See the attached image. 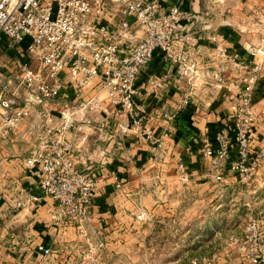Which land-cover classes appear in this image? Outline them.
<instances>
[{"label":"built area","instance_id":"1","mask_svg":"<svg viewBox=\"0 0 264 264\" xmlns=\"http://www.w3.org/2000/svg\"><path fill=\"white\" fill-rule=\"evenodd\" d=\"M183 19L185 10L180 4L165 5L159 0H0V41L27 39L17 77H5L0 68V143L13 141L24 119L32 115L45 117L33 124L37 142L25 158L24 167L41 194L53 199V220L73 226L82 235L92 228L96 173L91 166H79L77 148L68 135L74 118L89 121L93 113L108 114L110 127L120 139L131 131L140 132L153 151L161 144L162 136L169 134L152 132L146 109L135 103V81L156 56L180 63V75L188 78L197 79L209 72V68L200 69L195 60H185L183 51L177 50V42L183 37ZM215 49L220 60L212 75L217 81L230 68L229 62L245 74L235 84L230 131H214L202 152L214 180L225 181L229 170L237 181L248 183L264 161V144L255 146L253 132L262 118L253 109L261 68L253 56L264 51L253 45L247 47V55L220 44ZM66 77L74 81L76 94L86 85L92 94L76 98L74 108L61 111V121L53 124L46 108L62 95ZM189 96L185 91L175 108L163 113L165 118L173 121L189 103ZM104 126L100 122L99 129ZM178 166L184 174V162ZM116 186L121 187V183L116 182ZM39 196L32 194L29 198L37 200ZM21 205L18 201L17 206ZM233 240L239 243L243 261L260 264L264 259L259 218L250 214L242 235ZM35 247L43 255L52 253L51 245L43 241ZM230 255L226 251L224 258L230 259ZM191 264L215 263L211 258H195Z\"/></svg>","mask_w":264,"mask_h":264},{"label":"crops","instance_id":"2","mask_svg":"<svg viewBox=\"0 0 264 264\" xmlns=\"http://www.w3.org/2000/svg\"><path fill=\"white\" fill-rule=\"evenodd\" d=\"M159 1L165 5L178 3L185 10L183 37L177 42V50L183 51L185 60H195L200 69L210 70L197 79L188 78L180 75V63L156 56L136 78L135 103L146 109L148 124L154 134L169 131L161 139L165 153L174 151L180 156L185 164L186 177L194 181L197 190L212 189L217 184L232 186L237 180L229 170H226L224 182L214 183L208 159L202 150L214 131L220 128L230 131L235 84L241 81L245 73L236 70L229 62L230 68L221 73L224 81L219 83L212 75L220 60L215 46L223 45L240 55H247L249 45L264 51V0H238L239 8L234 7L233 0ZM26 43L27 39L16 43H10L7 39L0 41V49H4L6 54L0 59V68L5 77H17L18 63L24 60ZM253 58L260 62L261 67L253 96V109L262 116L253 128L254 144L259 146L264 144V54L255 53ZM77 90L74 81L66 77L62 95L46 108L47 114L53 118V124L61 121V111L74 108ZM81 90V96L85 98L92 94L89 85L83 86ZM185 91L190 96L182 114L173 121L165 118L163 113L172 111ZM44 118L32 115L24 119L13 135V141L0 143V238L15 244L32 241L33 261L26 260L24 264H75L74 241H88L94 238L93 234H79L73 226L53 220V199L41 194L34 178L29 176L24 167L25 158L37 142L33 124ZM90 118L89 121L74 118L73 126L68 131L78 151L79 166H91L97 175L92 195V228L88 232L106 230L109 226L105 224L116 216V223L122 231L117 234L116 246L121 248L126 243L125 225L129 220L133 226L132 222L137 221L140 210L137 173L143 174L140 166L152 159L153 150L137 131H131L124 139L118 140L113 127H110V115L93 113ZM100 122L105 123L102 130L99 129ZM129 154V157L125 156ZM258 173L264 179V162ZM125 174L134 177H128L129 180L123 182L125 179L121 175L125 177ZM118 181L121 187L116 186ZM32 194L40 195L39 199H30ZM18 201L22 202L21 206H17ZM262 229L264 234V220ZM233 238L230 237L231 243L236 244ZM40 241L51 245L50 255H43L36 249L35 245ZM234 247H237L236 250L230 252L237 258L240 248L237 244ZM81 252L85 251L82 249ZM243 263L252 264L249 261Z\"/></svg>","mask_w":264,"mask_h":264},{"label":"rangeland","instance_id":"3","mask_svg":"<svg viewBox=\"0 0 264 264\" xmlns=\"http://www.w3.org/2000/svg\"><path fill=\"white\" fill-rule=\"evenodd\" d=\"M231 2L239 8L238 0ZM4 55V49H0V59ZM223 81V78L218 80L219 83ZM75 95V98L81 100V93ZM114 134L120 140L116 132ZM125 156L129 157L130 154ZM180 161V156L174 151L165 153L163 144L158 145L152 159L140 166L143 174L137 173L140 216H137L136 222H132L133 226L127 221L126 243L121 248L116 246L117 234L122 231L119 230L115 216L105 224L109 226L106 230L87 232V235L92 233L94 238L74 241V263L191 264L195 258L198 261L211 258L215 264H229L232 261L244 264L241 256L236 255L235 258L230 255L229 259L224 258V254L236 250L234 245L239 243H231L230 237L242 235L250 214L259 218L262 226L264 179L258 173L248 183L237 181L232 186L217 184L212 189L200 191L196 189L194 181L186 177V169L182 174L178 166ZM128 177L126 174L125 177L121 175L125 179L123 182L134 176ZM30 242L15 244L0 238V264L33 261L34 249ZM82 249L85 252H81ZM260 264H264V259Z\"/></svg>","mask_w":264,"mask_h":264},{"label":"trees","instance_id":"4","mask_svg":"<svg viewBox=\"0 0 264 264\" xmlns=\"http://www.w3.org/2000/svg\"><path fill=\"white\" fill-rule=\"evenodd\" d=\"M181 114H182V111H180V112L177 114L176 118H178ZM176 118H175V119H176Z\"/></svg>","mask_w":264,"mask_h":264}]
</instances>
